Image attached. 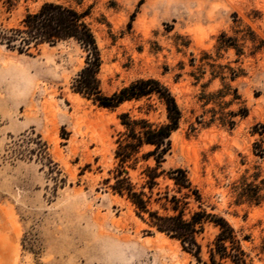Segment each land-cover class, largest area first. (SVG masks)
Masks as SVG:
<instances>
[{
    "label": "rangeland",
    "instance_id": "obj_1",
    "mask_svg": "<svg viewBox=\"0 0 264 264\" xmlns=\"http://www.w3.org/2000/svg\"><path fill=\"white\" fill-rule=\"evenodd\" d=\"M48 1L84 14L104 93L147 77L170 88L182 117L161 170L185 168L202 193L189 210L224 217L248 262L264 264V0H0V30ZM86 57L73 39L26 52L0 42V264H203L105 183L119 115L166 113L155 97L108 108L75 92ZM244 181L259 202L240 196ZM218 232L204 222L203 260Z\"/></svg>",
    "mask_w": 264,
    "mask_h": 264
},
{
    "label": "trees",
    "instance_id": "obj_2",
    "mask_svg": "<svg viewBox=\"0 0 264 264\" xmlns=\"http://www.w3.org/2000/svg\"><path fill=\"white\" fill-rule=\"evenodd\" d=\"M73 39L86 51V65L78 73L74 91L92 99L102 107H119L126 101L157 98L164 106L166 120L162 123L147 117H132L130 112L119 115L125 130L116 140V167L105 178L114 193L129 200L136 214L157 230L181 241L185 250L196 256L203 264H250L234 227L224 218L205 210H189L191 199L200 203L202 193L193 184L188 171L183 167L161 170L166 156L171 153V136L180 126L182 110L170 88L158 78H138L111 94L103 92L98 77L102 58L96 37L84 19V14L75 8L48 1L36 12L25 14L20 25L0 30V42L20 52L29 51L41 43L55 44ZM150 105V104H149ZM235 122L232 120L230 124ZM145 146L150 148L142 153ZM140 159L153 160L141 172L142 182L134 181L130 169L137 168ZM164 176L172 181L161 187L158 179ZM250 186V187H249ZM259 186L243 182L241 197L259 202L262 196ZM157 205V207H154ZM147 214L146 219L144 215ZM212 221L219 227L215 240L209 244V259L203 260V246L198 235L204 231V222Z\"/></svg>",
    "mask_w": 264,
    "mask_h": 264
}]
</instances>
